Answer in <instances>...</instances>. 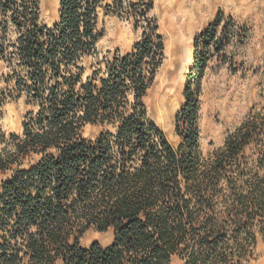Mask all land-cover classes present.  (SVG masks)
Masks as SVG:
<instances>
[{"label": "trees", "instance_id": "obj_1", "mask_svg": "<svg viewBox=\"0 0 264 264\" xmlns=\"http://www.w3.org/2000/svg\"><path fill=\"white\" fill-rule=\"evenodd\" d=\"M151 9V0H59L48 28L39 0H0V84L36 108L21 135L0 138V264H245L264 240V153L244 156L264 123L248 119L207 159L199 152L191 86L214 34L194 42L198 77L176 115L180 144L146 120L142 100L163 52ZM100 13L145 28L129 54L86 69ZM86 125L114 132L91 141ZM89 231L111 242L82 247Z\"/></svg>", "mask_w": 264, "mask_h": 264}, {"label": "rangeland", "instance_id": "obj_2", "mask_svg": "<svg viewBox=\"0 0 264 264\" xmlns=\"http://www.w3.org/2000/svg\"><path fill=\"white\" fill-rule=\"evenodd\" d=\"M151 1L152 9L147 18L157 28L163 52L142 103L146 120L157 126L173 147L181 142L176 133V115L187 102L184 88L198 77L193 64L194 42L207 31L209 35L214 34L208 53L203 57L198 91L194 92L195 84L191 86L197 108L195 127L199 152L207 159L244 121L264 123V0ZM218 18L221 22L214 27ZM58 20L59 0H39L40 24L52 28ZM144 28H135L133 22L123 16L100 13L98 29L103 36L96 44L97 54L84 60L86 69L115 53L129 54ZM0 74L6 75L7 71L0 68ZM0 87L4 90L0 106V138L19 136L26 114L36 108L27 104L24 95L14 92L12 83H1ZM180 129H184L181 121ZM106 132L113 133L114 130L86 125L83 137L93 141ZM258 141L257 148L254 144L245 150L244 156L249 161L259 158V150L264 153V129ZM93 242L107 246L111 242V233L89 231L80 240L82 247ZM171 264L184 263L174 257ZM245 264H264L263 238H258L252 258Z\"/></svg>", "mask_w": 264, "mask_h": 264}, {"label": "bare ground", "instance_id": "obj_3", "mask_svg": "<svg viewBox=\"0 0 264 264\" xmlns=\"http://www.w3.org/2000/svg\"><path fill=\"white\" fill-rule=\"evenodd\" d=\"M183 2V1H182ZM173 4V3H172ZM180 4V3H179ZM184 7V6H183ZM188 7V6H187ZM179 9V8H178ZM182 13V12H181ZM175 17V16H174ZM182 17V16H181ZM171 26H173V25H171ZM174 33V32H173Z\"/></svg>", "mask_w": 264, "mask_h": 264}]
</instances>
